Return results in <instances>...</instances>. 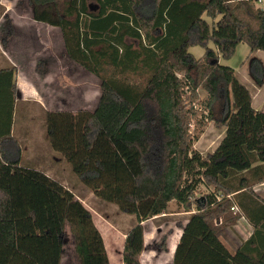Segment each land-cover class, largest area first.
I'll list each match as a JSON object with an SVG mask.
<instances>
[{
  "label": "trees",
  "instance_id": "16d2710c",
  "mask_svg": "<svg viewBox=\"0 0 264 264\" xmlns=\"http://www.w3.org/2000/svg\"><path fill=\"white\" fill-rule=\"evenodd\" d=\"M95 1L94 10L89 0H70L55 17L51 0H30L33 19L60 28L69 58L101 80L94 112H47L46 132L85 187L136 217L123 264H142L144 223L172 201L193 213L173 264H264V198L254 192L264 182V112L253 108L235 70L220 64L242 43L264 51V9L257 0ZM197 46L201 58L189 51ZM249 72L264 85L260 59L251 60ZM17 73L15 66L0 69V93L10 107L0 113V264H61L67 227L81 264H110L84 204L57 180L20 164L12 136ZM146 74L145 86L134 82ZM204 119L226 129L206 156L194 149L198 129L191 133ZM200 185L214 191L197 197ZM240 218L253 233L232 252L219 232Z\"/></svg>",
  "mask_w": 264,
  "mask_h": 264
},
{
  "label": "rangeland",
  "instance_id": "374dc122",
  "mask_svg": "<svg viewBox=\"0 0 264 264\" xmlns=\"http://www.w3.org/2000/svg\"><path fill=\"white\" fill-rule=\"evenodd\" d=\"M69 2L70 0H51V14L55 17L63 16L65 10L67 9V7H69ZM89 6L91 9L95 10L97 8V2L95 0H89ZM255 6L257 8L264 9V1L263 3L255 1ZM33 11L34 7L31 4L30 0H0V68H4V65H2L4 61V56L2 55V53H4V49L12 47L19 48L18 46L22 44L30 46L32 50H34L35 48H39L45 53H48V56H50V53L52 51L56 53L58 51H60V53L64 52L62 32L59 29H52L45 25L36 23L33 20ZM204 18L210 24L212 23V20L208 17L205 16ZM210 47L213 48V44H210ZM189 51L196 57L204 55V49L199 46L192 47ZM45 53H43V55ZM255 58L260 59L264 64V51H257L252 53L250 47L247 44L242 43L237 47L235 54L230 59L226 60L220 58V64L231 67L235 70L236 76L238 77L240 82L248 88L251 95L253 94L255 96V103L256 105L260 106L262 99L260 93L261 87H258L255 84L249 72L250 62ZM43 67L44 66H40V71L41 69H43ZM76 67V71H72L73 75H71L70 77L67 78L66 76H62L60 80L54 79V81H51L49 83H51V85L53 84L52 90L55 91L56 94H71L70 99L72 98V100L74 101L73 108H76L75 110H78L79 108L84 106L93 111V109H95V107L97 106L101 96V80L84 70L81 66L77 65ZM109 73H111V70L108 71V74ZM148 77L149 76L146 74L132 78L134 79V82H139L145 86ZM34 79L35 80L32 79L33 84H35L39 89H42L43 81H40L35 77ZM199 93L202 99L207 97V93L204 90L200 89ZM85 95L86 100H84L85 98H83ZM8 101L9 100H7V98L0 93V104L2 103V105H0V113L5 111L7 112V110H9L10 107ZM14 105L12 126L14 128L15 134L19 138L23 139L24 134L22 132L31 130L33 131L31 135L34 137L37 136V126L41 125L42 122H44V125L46 126V115L38 111L32 105H28L29 108L26 109H29V111L26 114H30L31 117L25 121L29 122L25 123L24 121H22L24 120V117L22 115H24L25 113H21V111H24L23 104L14 103ZM196 109L200 111L203 110L204 117H207L208 112L204 108L196 106ZM215 111L217 118L221 117L219 105L215 107ZM0 115L5 118V114ZM201 121H203V119H201ZM205 121L206 120L204 119L203 124H201L200 126H195L194 124V126H192L191 128V133L196 129H198L199 132L198 139L194 143V149L202 153L204 156H206L208 152L212 151L215 146L218 145L224 131V128L221 129L216 127L214 122ZM21 122L23 124L22 132L19 127V125H21ZM26 124H33V129H28ZM45 141L51 153H57L53 152V150L50 148L51 146L46 136ZM44 148H46V146ZM56 155H58V157L63 161L61 163L62 169L63 171H66L65 174L68 175V180H72L75 183H77V181L80 182L79 178L73 173L70 164L65 160V158L59 153H57ZM28 166L36 168L35 166L38 165L28 163ZM69 174H71V176H69ZM83 187L86 188L84 185ZM213 189L214 188L210 189V192H212ZM197 192L198 195L207 193L203 187H199V191ZM89 207L95 218L102 216L105 221L109 222L110 225L107 224L108 228H101V233L102 235H105L107 240L109 239L110 241L109 246L113 264L122 263V240L128 233V231L136 225V217L122 213L114 204H110L95 198L91 199ZM169 209L170 211H175L176 205L173 203L172 206H169ZM178 220V218L164 217L156 221H158V226L165 225V230L163 229V232H165L169 231V228L171 227L173 229L175 228V230H178V227L176 228V222ZM61 264H81L75 252V240L70 234L69 227L66 228V237L64 241Z\"/></svg>",
  "mask_w": 264,
  "mask_h": 264
},
{
  "label": "crops",
  "instance_id": "0c3cea01",
  "mask_svg": "<svg viewBox=\"0 0 264 264\" xmlns=\"http://www.w3.org/2000/svg\"><path fill=\"white\" fill-rule=\"evenodd\" d=\"M35 22L41 25H45L52 29H57V30L59 29L61 31L60 28L52 27L48 24L37 21ZM62 37H63V33H62ZM63 44H64L63 45L64 52L60 53V51H58L56 53L52 51L50 53V56L47 55L48 53H45L39 48H35L34 50H32L30 46L23 44L18 46L19 48L12 47L8 49H4V53H2V55L4 56V61L2 64L4 65V68L15 66L18 69V73H17L18 89H17L15 103L23 104L24 111H21V113L24 112L25 114L22 115L24 117V120L22 121L25 122L31 117L30 114H26L29 111V109H26L29 108L28 105L30 106L32 105L38 111L44 113V115H46L47 112L76 113L79 111L94 112L96 110L99 102L95 107V109H93V111H91L89 108H86L84 106L79 108L78 110H75L76 108H73L74 101L72 100V98L70 99L71 94H65V93L56 94V92L52 90L53 84L51 85V83L49 82L54 81V79L60 80L62 76H66L67 78L70 77L71 75H73L72 71H76L77 69L76 66L78 65L76 62H74L69 58L66 50L64 37H63ZM43 53L45 54L43 55ZM40 56H45V57H40ZM201 57L202 56L196 58H201ZM40 66H44L43 69H41V71L39 69ZM34 77L40 81L41 80L43 81L42 89H39L35 84H33L32 79L35 80ZM260 91L262 96L261 105L260 106L256 105L255 96L252 94L253 108L258 112H264V85L261 86ZM83 98H85L84 100H86V95ZM26 126L28 129H33L34 127L33 124H28V125L26 124ZM19 127L22 132L23 131L22 122L21 125H19ZM32 132L33 131L31 130L23 131L22 133L24 135L23 134L22 135L24 136V138L21 139L15 134L14 128L12 126V136L19 143L21 148V162H20L21 166L42 171L47 176L57 180L65 188L72 191L74 195L77 197V199H79L84 204V206L92 213L89 207L90 201L92 198L95 199H99V198H97L87 187H86L87 189L84 188L83 187L84 184L80 180H79L80 182L77 181V183L73 182L72 180L70 181L68 180L69 177L67 174H65L66 171H63L62 169L61 163L63 161L58 157V155H56L57 153H51V151L47 147L48 145L46 144L45 141V136L47 137V132L44 122H42L41 125L37 126V134H38L37 136L35 137L32 136L31 135ZM225 132L226 129L224 128L220 142L218 143L217 146H215V148L212 151L208 152L207 154L215 152V150L220 145L221 141L224 139ZM45 146L46 148H44ZM28 163L35 165L37 164L38 166H35L36 168H33L31 166H28ZM69 176H71V174H69ZM199 187H203L207 193L198 195L197 192L196 195L198 197H203L204 195L211 193L210 189L213 188V187H207L205 185H200ZM213 191L214 189L212 190V192ZM254 192L259 197L264 198V182L256 184V186L254 187ZM173 203L176 205V209L175 211H170L169 206H172ZM169 206L166 213L158 217H155L151 220H148L144 223L145 226L144 251L140 259L142 264H173L174 256L182 237V227L188 223L189 218L193 213L186 212L182 207H180L177 204L176 201L170 202ZM92 215H93V219H95L94 221L95 225L97 226L100 232H102L101 228L103 229L108 228L107 224L108 225L110 224L109 222L105 221V219L102 216L95 218L93 213ZM164 217L178 218L179 220L176 222L177 223L176 228L178 227L177 228L178 230H175V228L173 229L171 227L169 228V231L163 232L165 225L158 226V221L156 220H160ZM219 220H220L219 224H221L222 219L219 218ZM252 233H253V228L250 226V224L244 218H240L238 219L235 225L226 226L222 228L221 231L219 232V237L232 252H236L240 248L242 243L250 238ZM127 234L124 236L122 240V263L120 264H123V251H124ZM102 236L104 239V244L107 250L110 264H113V260L110 252V246H109L110 241L109 239L107 240L105 235ZM162 246L165 248H163Z\"/></svg>",
  "mask_w": 264,
  "mask_h": 264
},
{
  "label": "built area",
  "instance_id": "2783aa9c",
  "mask_svg": "<svg viewBox=\"0 0 264 264\" xmlns=\"http://www.w3.org/2000/svg\"><path fill=\"white\" fill-rule=\"evenodd\" d=\"M259 3H263L264 0H257ZM232 211H237L236 208H232Z\"/></svg>",
  "mask_w": 264,
  "mask_h": 264
},
{
  "label": "water",
  "instance_id": "95a60500",
  "mask_svg": "<svg viewBox=\"0 0 264 264\" xmlns=\"http://www.w3.org/2000/svg\"><path fill=\"white\" fill-rule=\"evenodd\" d=\"M219 223H220V220L218 219V220H217V224H219Z\"/></svg>",
  "mask_w": 264,
  "mask_h": 264
}]
</instances>
